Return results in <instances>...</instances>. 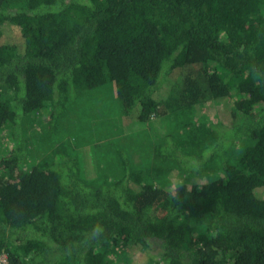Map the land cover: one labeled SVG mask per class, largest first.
Returning a JSON list of instances; mask_svg holds the SVG:
<instances>
[{
	"label": "trees",
	"instance_id": "1",
	"mask_svg": "<svg viewBox=\"0 0 264 264\" xmlns=\"http://www.w3.org/2000/svg\"><path fill=\"white\" fill-rule=\"evenodd\" d=\"M25 1L0 0V258L113 264L120 239L146 264H264V0ZM179 76L230 115L166 122L151 160L145 124ZM96 90L136 118L121 173L88 181L62 146L28 165L25 118L44 110L52 132Z\"/></svg>",
	"mask_w": 264,
	"mask_h": 264
},
{
	"label": "rangeland",
	"instance_id": "2",
	"mask_svg": "<svg viewBox=\"0 0 264 264\" xmlns=\"http://www.w3.org/2000/svg\"><path fill=\"white\" fill-rule=\"evenodd\" d=\"M9 2L12 5L26 4L25 0H9ZM219 73L222 76L226 75L224 71ZM180 78L181 76L173 80L176 94L173 99L169 97L165 102L166 106L163 108L162 114L145 124L147 126V131L144 134V137L147 135V156L151 160L154 157V154L151 153V145L166 136V131L169 130H165L166 122L171 125L177 122L180 126H185L189 122L198 124L199 121H202L210 125L211 123L218 124L221 118L225 120L230 115L231 104L217 103L205 95L206 92L197 91L195 88L193 90ZM170 84L169 86L165 85L166 98L173 87V84ZM190 91L198 96V102L194 103V100L190 98L192 96ZM111 92L108 94L97 90L88 92L85 97L83 96L84 101L80 105L70 106L67 109L66 114L59 119L56 130L52 132L42 120L44 110L27 116L19 129L21 136L28 144V165L45 159L49 148L62 146L69 151L70 156L78 158L83 169L81 175L84 179L88 181L115 179L121 173L120 164L116 160L115 145H120L122 149L132 150L135 140L133 139L132 143L134 137L129 135L132 134L136 118L128 121L121 117L119 100ZM184 93L190 96L185 97ZM179 100L184 101L180 110L177 109ZM192 107L194 108L190 111ZM187 109L188 111L183 113ZM188 114L190 117L187 118ZM11 130L14 132L13 126H8L3 132L4 135H8ZM180 133H185V131ZM178 134L174 133V136ZM244 140H240L237 147L235 145L237 150L243 148ZM232 156L236 159L240 157L238 152ZM127 247L125 241L118 239L116 245L109 249L105 260H109L113 264L147 263L149 258L147 253L132 256ZM0 264H8L6 255L0 258Z\"/></svg>",
	"mask_w": 264,
	"mask_h": 264
}]
</instances>
